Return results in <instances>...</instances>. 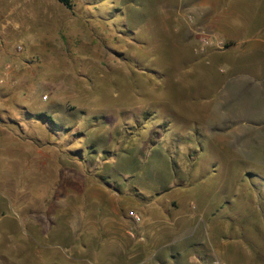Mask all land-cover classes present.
Returning a JSON list of instances; mask_svg holds the SVG:
<instances>
[{
    "label": "rangeland",
    "instance_id": "1",
    "mask_svg": "<svg viewBox=\"0 0 264 264\" xmlns=\"http://www.w3.org/2000/svg\"><path fill=\"white\" fill-rule=\"evenodd\" d=\"M4 1L21 64L0 86V264H155L166 250L156 257L129 211L144 219L139 202L170 185L201 208L234 197L226 238L247 255L227 258L264 264V115L241 111L259 101L246 86L214 103L253 55L202 28L187 0ZM228 17L229 34L256 35L264 0H235ZM200 29L226 46L197 51Z\"/></svg>",
    "mask_w": 264,
    "mask_h": 264
},
{
    "label": "crops",
    "instance_id": "2",
    "mask_svg": "<svg viewBox=\"0 0 264 264\" xmlns=\"http://www.w3.org/2000/svg\"><path fill=\"white\" fill-rule=\"evenodd\" d=\"M234 1L187 0L186 4L187 2L189 3V10L200 19V26L215 32L228 41V48L237 47L238 50L253 55L250 63H241V66L235 70L239 74H231L229 76H232L229 79L230 84L227 87L223 86L222 92L219 93L214 101L216 109L219 110V104H224V102L229 100L233 101L237 87L246 86L252 97H258L260 102L254 101L256 104L253 106L243 104L241 111L249 114L264 115V29L256 35L247 37L229 34L232 24L228 13L230 5H233ZM5 2L7 1L0 0V8L3 7ZM185 8L186 10L188 9L187 5ZM5 26V24L1 26L0 47L3 46L7 56H9V53L12 52L10 45L15 37L12 36L14 33L12 28L6 30ZM177 28L176 26V30H178ZM1 42H3V45H1ZM193 42L194 38H190L187 41L189 48H192ZM233 81L235 82L233 83ZM206 182V179L198 181V183ZM189 183L190 181L187 183L179 182L177 185L186 186L188 192L192 185ZM175 187V185H170L155 194L144 197L141 194L143 199L139 202L137 208L144 213L143 225L147 227L151 246L157 249L156 257L160 255L159 253L162 250H166L167 256L164 254L162 257L157 258L155 264H211L214 258H222L230 264H234L227 258V255L241 263H245V261H242L241 255L246 256L247 253L239 251L241 238L238 235L234 238H226V232L232 229V223L237 220V217L232 212L233 207L236 206V199L229 196L223 204L221 200L217 201L214 198L207 201L208 203L201 208L198 201L191 196L193 194L187 197V201L182 200L179 195H171V191ZM224 205L231 210L229 212L223 211L225 209ZM147 213L148 216L146 215ZM4 218V216L0 215V226H2L1 221ZM137 226L140 227L141 225ZM142 227L138 228V230ZM134 259L132 256H127L119 261L110 259V261L99 263L153 264L150 259H145L142 256L134 257Z\"/></svg>",
    "mask_w": 264,
    "mask_h": 264
},
{
    "label": "built area",
    "instance_id": "3",
    "mask_svg": "<svg viewBox=\"0 0 264 264\" xmlns=\"http://www.w3.org/2000/svg\"><path fill=\"white\" fill-rule=\"evenodd\" d=\"M190 20L193 21V19L190 17ZM1 26L2 23L0 22V33H1ZM197 34L199 36V43L196 50L203 51L207 47L210 46H216L218 48H224L226 46V43L217 38L216 36L209 34L204 29H200L197 31ZM3 42H1V45ZM23 50V45L21 43L17 44L15 47L16 54L21 53ZM18 58H9L6 54V50L2 47H0V86L9 84V83H15L16 82V74L18 72ZM45 99L48 98L47 95L44 96ZM130 217L134 220L136 223L142 222L143 218L142 215L137 212L134 209H131L129 211ZM142 238V237H141ZM211 264H230L228 261L222 258H214L211 261Z\"/></svg>",
    "mask_w": 264,
    "mask_h": 264
},
{
    "label": "trees",
    "instance_id": "4",
    "mask_svg": "<svg viewBox=\"0 0 264 264\" xmlns=\"http://www.w3.org/2000/svg\"><path fill=\"white\" fill-rule=\"evenodd\" d=\"M62 3H64L67 7L71 8L72 3L71 0H60ZM37 118L41 121H49L50 123H53L55 125H58V123L55 121V119L52 117V115H49L46 112H40L36 114Z\"/></svg>",
    "mask_w": 264,
    "mask_h": 264
}]
</instances>
